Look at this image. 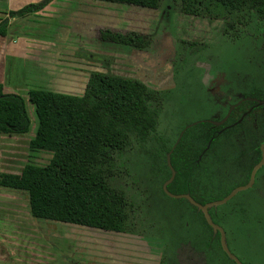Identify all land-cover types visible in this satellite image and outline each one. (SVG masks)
Returning a JSON list of instances; mask_svg holds the SVG:
<instances>
[{
	"label": "rangeland",
	"instance_id": "obj_1",
	"mask_svg": "<svg viewBox=\"0 0 264 264\" xmlns=\"http://www.w3.org/2000/svg\"><path fill=\"white\" fill-rule=\"evenodd\" d=\"M177 3L161 0L158 9L150 10L122 3L53 0L43 7V11L65 16L61 18L65 22H59L58 33L65 27L72 38L80 32L94 35L97 40L98 28L104 27L152 35V45L146 52L126 53V58L119 51L114 57L109 55L106 48L111 43L98 40V52L90 53L72 40L76 45L72 56L62 55L60 59L73 61V56L82 57L83 62L100 69L105 66L114 73L137 76L161 90L162 107L155 134L145 142L132 141L118 153L108 177L113 187L123 189L138 205L137 233L94 228L97 231L93 230V234L70 235L56 221L32 217L25 191L0 186V264H159L161 258L167 264H236L222 250L200 213L186 201L165 193L162 186L167 174L165 165H169L163 149L173 145L185 127H191L184 139L189 154L208 148L199 162H190L193 187L210 200H217L223 192L245 184L264 125V111L244 123L224 128L210 143L197 134L203 132L198 121L217 123L244 95L253 90L264 93V35L246 25L236 29L235 39L222 36L221 21L212 25L204 18L184 16L174 10ZM79 10L93 15L76 14ZM37 43L41 48L43 43ZM49 58L50 65L57 64L55 55ZM23 88L20 84L17 90L24 100L30 126L25 133L1 134L3 173L17 172L25 163L45 164L51 154L29 145L37 122ZM4 178L0 177V183ZM209 216L223 228L228 250L242 264H264L263 169L255 172L249 186L227 201L210 206ZM64 244L70 249L62 247ZM51 245L61 250L53 248L54 252ZM65 250L71 251L69 262L62 255Z\"/></svg>",
	"mask_w": 264,
	"mask_h": 264
},
{
	"label": "trees",
	"instance_id": "obj_2",
	"mask_svg": "<svg viewBox=\"0 0 264 264\" xmlns=\"http://www.w3.org/2000/svg\"><path fill=\"white\" fill-rule=\"evenodd\" d=\"M52 1L39 0L9 10L7 16L0 20V36L6 35L10 19L40 12ZM98 1L156 10L160 7L161 0ZM174 2H178L174 10L177 9L182 14L208 21L220 20L222 36L228 35L235 39V31L242 25H250L255 31L264 32V0ZM96 39L133 51H146L152 45V35L131 29L98 28ZM180 41L186 43L185 40ZM104 68L90 71L83 92L79 95L40 87L29 88L27 98L37 122L29 145L50 151L51 157L44 165L25 163L20 171L4 174L2 184L26 192L30 215L36 219L73 223L113 232L137 233L135 213L138 205L123 189L113 187L108 182V177L118 153L129 147L132 141L145 142L155 134L162 107V93L137 77L114 73L109 68ZM251 104L249 99L237 104L221 125L207 120L198 121L203 125V132L197 134L200 133L205 142L215 141L217 133L223 130L222 127L233 126L238 121L244 123L251 117V113H247L241 119V115ZM29 126L30 118L23 98L17 93L4 91L0 82V136L3 133H25ZM190 131L191 127H185L175 145L163 149L170 153L169 163L176 172L166 187L173 194L187 193L202 205L211 201L209 197H202L189 184L188 177H183L182 181L179 177L188 175L187 153L182 143ZM261 142H264V128L256 143L259 145ZM259 158L258 147L257 156L252 159L249 171ZM165 168L166 175H170L169 166L165 165ZM177 181H180L179 186ZM229 191L215 199L224 197ZM178 199L186 201L197 210L205 225L213 232L196 205L184 197ZM208 212L210 214V208ZM215 235L219 242L218 232ZM159 264L167 263L161 258Z\"/></svg>",
	"mask_w": 264,
	"mask_h": 264
},
{
	"label": "crops",
	"instance_id": "obj_3",
	"mask_svg": "<svg viewBox=\"0 0 264 264\" xmlns=\"http://www.w3.org/2000/svg\"><path fill=\"white\" fill-rule=\"evenodd\" d=\"M31 1H38V0H0V18L3 19L4 17H6L7 16L6 13L9 10L17 9L22 5L27 4ZM85 1L102 2L98 0H85ZM46 11L47 10L45 11L41 10L40 12L28 15L26 17L10 19L7 27L6 35L0 36V82L3 85L4 91L18 94L17 89L19 85L22 84L26 94L29 88L40 87L52 91L79 95L83 92V88L85 82L87 81L90 71L104 70L103 68L100 69V67L96 65L87 64L83 62L82 57L73 56V61H70L67 58L72 56L70 53H72V48L76 46L72 44V40H74V42L77 43L78 46L80 47L85 46V50L90 51V53L98 52V49L101 46L100 42H98V40H94V35L91 37V35L80 32L78 37L74 36V38H72L70 34H67L68 31L66 30L65 27L63 31H61L59 34L58 33L59 22H65V20L63 19L61 20V18H65V16H58ZM104 12L107 13L109 11H104ZM76 14H79L81 16L93 15L91 13L89 14L87 11L84 10L76 11ZM2 15L3 18L1 17ZM33 16H37V17L40 16L45 18L33 20L34 18ZM184 16L190 17L188 15H184ZM53 18L58 23L53 24L55 22L54 20H51ZM217 22L221 24L220 20H214L212 21L211 24L213 25L216 24ZM71 23L72 22L70 21L69 26L71 25ZM206 23L209 24V22L207 21ZM207 24L206 27L208 28L211 27V24L210 26ZM51 34H53V36H51ZM46 41L49 42V45L44 46V43ZM37 42H42L43 44H40V46L41 48L42 47L45 48L42 49L39 48V43ZM106 49L109 50L110 52L109 55H111L112 57L115 56L116 53L115 51L123 52L125 58H126V53L127 55L128 53H132V52L134 53V51H128L124 47L115 44L108 45V48ZM52 54L55 55L56 57L54 61L57 64H55L54 66L48 63L50 61L49 57ZM62 55L67 56L65 58V61L63 59L62 60L60 59L62 58L61 57ZM19 59L20 62H18ZM60 63L64 65H60ZM113 65H117L116 62H114ZM62 70L64 71L62 72ZM112 72H114V70H112ZM37 151H46V150L37 149ZM47 152L51 153L50 151ZM50 157L51 154H49L48 160L50 159ZM38 165H44V164H38ZM7 173H9V171H6L5 173L0 172V177H2L4 174ZM0 186L4 188H9L10 190L14 191V188L4 186L2 183H0ZM16 191H22V190L16 189ZM56 222H58L59 226L62 227L64 226L65 230L71 232L70 235H74V236H78V235L80 236L83 234H93L95 233L93 230H96L93 227L67 223V222H59V221ZM62 247H66V249H70V247L66 246L65 244L62 245ZM51 248L53 251H54L53 248L57 250H61L56 245H51ZM70 252H71L70 250H65L63 251V254L61 253L62 255H64L65 261L66 260L68 261L67 257ZM69 264H73V263H69Z\"/></svg>",
	"mask_w": 264,
	"mask_h": 264
},
{
	"label": "flooded vegetation",
	"instance_id": "obj_4",
	"mask_svg": "<svg viewBox=\"0 0 264 264\" xmlns=\"http://www.w3.org/2000/svg\"><path fill=\"white\" fill-rule=\"evenodd\" d=\"M193 17H195V16H193ZM199 18V17H198ZM242 27V29H244V26L242 25L241 26ZM262 34L264 35V32L262 31ZM190 42H194V41H190ZM247 99H249V100H251L252 101V104L250 105V107L246 110V112H244L242 115H241V119L247 114V113H251V117H254L256 114H258L259 112H261V111H264V93H262L261 91H259V90H253L251 93H249V94H247V95H244L243 97H242V99L238 102V103H236L231 109H233L237 104H239L240 102H242V101H244V100H247ZM230 109V110H231ZM230 112V111H229ZM226 118L224 119V120H219L217 123L218 124H216V125H221V124H223L226 120H227V118H228V116H225ZM250 117V118H251ZM249 118V119H250ZM240 121H238V123H239ZM213 123H215V122H213ZM224 128H226V127H224ZM223 127H222V129H224ZM264 128V126L262 127V129ZM176 143V142H175ZM175 143L173 144V145H171V146H169V147H172V146H174L175 145ZM206 143V142H205ZM207 143H210V141H208ZM163 145V144H162ZM188 144H187V142H185V143H182V147L186 150V153H187V162H188V175H185V176H179L180 177V180L182 181L184 178L183 177H188L189 178V184L191 185V186H194L193 185V179H192V177H189V175H190V173H191V170H190V162H191V160L192 159H195V161H200L202 158V156H203V154H205L206 153V151H207V147H203V149H202V151L199 153H194V154H189V152L187 151V149L185 148V147H188L187 146ZM259 147V149H260V158H259V160L255 163V164H253V166L251 167V170L249 171V169H248V172H247V177H248V179H249V177H250V174H251V171H252V169L260 162V160H261V158H262V153H264V142L262 143H259V145H258V143H256L255 144V148H254V151H255V154H254V157L253 158H255L256 156H257V148ZM164 148H167V147H164ZM163 153H164V155H165V157H166V154H167V156H168V158H169V154L170 153H166L164 150H163ZM182 160V159H181ZM171 166V165H170ZM172 168V167H171ZM171 168L169 167V169H170V175H166V177H168L166 180H165V182L166 181H168L169 180V178L171 177ZM259 169H263L264 170V162L256 169V171H258ZM172 170L174 171V175H173V177H172V179L175 177V174H176V172H175V170L172 168ZM255 171V172H256ZM254 175H255V173H254ZM171 179V180H172ZM170 180V181H171ZM169 181V182H170ZM249 181V180H248ZM178 186L180 185V181H177V183H176ZM246 184V183H245ZM167 185V184H166ZM240 185H244V184H240ZM237 186H239V185H236V187ZM163 187V186H162ZM166 189H167V187H166ZM168 190V189H167ZM198 193H200V191L198 190ZM173 194V193H172ZM187 194V193H186ZM175 195H177V194H175ZM181 195V194H180ZM227 195V194H226ZM225 195V196H226ZM201 196L202 197H205V196H203L202 194H201ZM174 198V197H173ZM223 198V197H222ZM221 199V198H220ZM212 201V200H211ZM207 202H209V201H207ZM206 203V202H205ZM204 204V203H203ZM203 215V214H202ZM219 234V233H218Z\"/></svg>",
	"mask_w": 264,
	"mask_h": 264
},
{
	"label": "water",
	"instance_id": "obj_5",
	"mask_svg": "<svg viewBox=\"0 0 264 264\" xmlns=\"http://www.w3.org/2000/svg\"><path fill=\"white\" fill-rule=\"evenodd\" d=\"M133 51V50H132ZM134 52H143V51H134ZM234 106V105H233ZM231 106L230 109L233 107ZM229 109V111H230ZM229 111L227 113L226 116H228L229 114ZM226 118V117H225ZM224 118V119H225ZM222 119V120H224ZM221 120V121H222ZM218 124V123H216ZM264 162V153H262V158L260 160V162L252 169L251 171V174H250V177H249V181L244 184V185H239L235 188H233L226 196H224L223 198L221 199H217V200H212V201H209V202H206L202 205H200L199 203H197L192 197H190L188 194H181V195H175V194H172L171 192H169L167 189H166V184L172 179L173 175H174V171L172 170L171 166H170V163H169V158L167 156V163L169 165V167L171 168V177L169 178L168 181L164 182L163 184V189L165 191V193L171 197H174V198H178V197H184L186 199L189 200V202L191 204H194L198 207V209L202 212L203 214V217L205 219V221L207 222V224L212 228L213 230V233H216L218 232L219 233V243H220V246L222 248V250L225 252V254L232 260L235 261L236 264H242L227 248L226 244H225V238H224V231H223V228L215 223L214 221H212V219L210 218L209 216V213H208V209L210 208V206H213L215 204H219V203H223L225 201H227L232 195H234L238 190H241V189H244L245 187L249 186L252 181H253V176H254V173L256 171V169ZM102 230V229H101ZM106 231V230H105Z\"/></svg>",
	"mask_w": 264,
	"mask_h": 264
}]
</instances>
